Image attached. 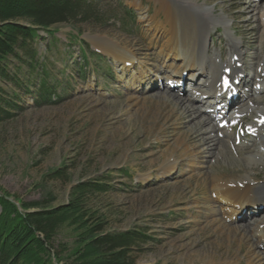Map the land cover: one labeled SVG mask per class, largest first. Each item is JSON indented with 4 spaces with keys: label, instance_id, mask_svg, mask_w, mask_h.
Instances as JSON below:
<instances>
[{
    "label": "rangeland",
    "instance_id": "rangeland-1",
    "mask_svg": "<svg viewBox=\"0 0 264 264\" xmlns=\"http://www.w3.org/2000/svg\"><path fill=\"white\" fill-rule=\"evenodd\" d=\"M122 1L136 14L133 25L122 26L112 19L100 25L59 24L54 27L57 40L39 31L40 37L31 46L37 50L35 57L21 52L23 59H8L10 78L18 79V83L0 79L6 92L3 97L10 103L4 106L12 114L0 121V187L11 199L17 198L15 202L19 206L21 202L33 201L56 206L67 202L72 187L78 182L101 175L111 176L113 189L92 196L90 205L106 215L108 229L138 228L151 236L136 250L135 264H202L199 250L203 245L208 248L216 237L207 225L211 217L198 207L204 203L202 199L197 200L203 197L202 185L191 180L193 174L185 160L171 174L156 176L164 159L162 154L170 148L179 152L178 144L188 138L196 140L199 132L193 129L195 125L186 120L183 112L175 114V109L171 108L175 104L165 107L152 131L147 130L143 121L131 120V114L125 113L130 100L122 93H136L133 85L136 70L141 67L146 70L154 63L152 61H158L159 51L145 36L151 29L147 10L150 14L157 13L156 1ZM181 1L196 9L212 6L214 14L227 16L226 25L219 24L211 30L209 50L220 52L219 46H225L221 58L228 61L231 56L229 33L233 32L242 41L241 48L245 52L244 73L252 77L255 74L253 57L264 49V44L259 42L260 16L264 8L256 12L255 21H249L251 14L244 13V3L257 0ZM112 7L101 5L97 9L104 14ZM158 16L163 18V13ZM99 37L127 44L136 53L135 62L124 70L105 53H101L105 59H93L91 51H99L94 46L95 38ZM86 56L90 58L89 64ZM189 72V69L184 72L180 84L170 79L166 81L165 75L149 80V84L153 82L155 88L157 85V89L153 88L155 92L190 97L195 81L187 76ZM145 87L142 83L140 89ZM252 88H255L253 82L248 86L241 84L235 95L245 99ZM258 92H261L258 104L262 106L264 93ZM198 103L205 110L201 120L213 111H220L211 108L213 103L206 98H200ZM233 113L225 116L227 122L233 120L236 125L229 131L225 152L217 156L219 163L212 153L206 154V159L211 160L214 171L222 177H237L248 171L256 181L263 182L259 184H264V155L250 166L247 163L252 161L250 154L261 150L250 130V123L257 120L258 113L250 110L232 117ZM209 128L211 124H206V129ZM245 136L251 140H242ZM63 166V177L53 178L51 172ZM240 186L243 189L244 184ZM263 215L264 207L254 206L249 216L235 224H252ZM54 242V250L66 256L62 245L72 247L71 230L63 228Z\"/></svg>",
    "mask_w": 264,
    "mask_h": 264
},
{
    "label": "bare ground",
    "instance_id": "bare-ground-1",
    "mask_svg": "<svg viewBox=\"0 0 264 264\" xmlns=\"http://www.w3.org/2000/svg\"><path fill=\"white\" fill-rule=\"evenodd\" d=\"M155 1L157 13L150 14V10H147V14L151 16L149 20L151 29L146 31L145 36L149 38L150 44L158 49V61H152L154 63H151L146 70L142 67L136 70V76H133L136 93H122L123 97L127 96L130 100L125 113L131 114V120L143 121L147 124V130L152 131L161 120L165 107L175 104L171 107L175 109V114L179 115V111L183 112L187 117L186 120L195 125L193 129L199 132L196 140L191 141V138H188L179 143L177 146L180 148L179 152L177 149L170 148V151L163 153L164 159L156 174V176H167L185 160L190 167V173L193 174L191 180L203 187V197L197 200L202 199L204 203L198 207L203 208L204 213L211 217L207 220V225L216 237L208 248L203 245L199 250L201 252L197 253L200 255L199 261L202 264H242L243 262L264 264V215L254 220L252 224H235L239 219L249 216V211H253L254 206L264 207V184H259L263 182L256 181L255 176L248 171L237 177L230 175L222 177L214 171V165L211 160L206 159V154L212 153L213 158L217 159L219 154L225 152L231 128L226 124L221 125V121H216L210 115L204 116L205 119L201 120L205 110L199 103L197 104L200 98L203 100L206 98L210 103L229 93L224 89L221 81L226 69L232 71L233 80L241 78L244 86L253 82L255 88L248 92L245 97L247 100L239 97L235 100L232 117L250 110L258 113L257 121L250 123V129L256 132L261 150L250 154L249 159L252 161L247 163L250 166L257 162V159H262L264 155V104L262 106L258 104L261 92L257 91V87H261L260 91L264 93V49L258 50L253 57L252 68L255 74L252 77L247 74L243 76L241 72L244 71L245 52L241 48L242 41L233 32L229 33L231 44L228 49L231 56L228 61H223V57L221 58L222 50L226 51L225 46H219V53L210 51L208 47L211 30L219 24L226 25L228 23L226 15L214 14L212 6V8L198 7L199 9H196L181 0ZM262 8H264V0L244 3V13L251 14L249 21H255L256 12ZM159 13H163V18H158ZM260 18L259 42L264 44V19H262L264 12ZM94 44L98 50L109 55L122 69L132 65L136 60L135 51L133 52L127 44L120 41L99 37L95 38ZM238 62L242 67H237ZM187 69L190 70L187 76L195 81L190 97L155 92L157 85L155 88L153 82L149 84V80H158L160 75H165L166 81L170 79L179 83ZM142 83H145L146 87L140 89ZM133 111L137 114H132ZM206 124H211L210 130L206 129ZM148 176L151 175L148 174ZM177 184L174 185L178 187ZM242 184H244L243 189L240 186ZM242 254L245 258L241 257Z\"/></svg>",
    "mask_w": 264,
    "mask_h": 264
},
{
    "label": "trees",
    "instance_id": "trees-1",
    "mask_svg": "<svg viewBox=\"0 0 264 264\" xmlns=\"http://www.w3.org/2000/svg\"><path fill=\"white\" fill-rule=\"evenodd\" d=\"M101 5L114 8L102 14L97 9ZM111 19L128 26L136 15L122 0H0V79L18 83L10 78L7 61L23 59L21 52L35 57L37 50L31 46L40 30L57 40L54 27L59 24L100 25ZM91 57L104 58L93 51ZM5 93L0 84V121L12 115L4 106ZM64 170L65 166L57 168L51 175L61 178ZM111 182V176L105 175L80 181L72 187L67 202L56 206L33 201L21 202L20 207L15 202L18 199H11L0 187V264H135L136 250L151 236L138 228L108 229L106 215L90 205L92 196L113 189ZM63 228L73 234L72 247L62 245L66 256L54 250L55 237Z\"/></svg>",
    "mask_w": 264,
    "mask_h": 264
}]
</instances>
